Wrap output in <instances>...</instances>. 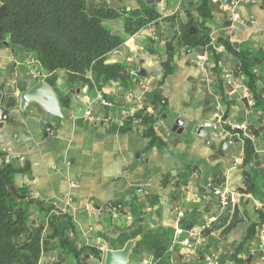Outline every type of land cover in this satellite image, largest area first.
Wrapping results in <instances>:
<instances>
[{
  "label": "crops",
  "instance_id": "0c3cea01",
  "mask_svg": "<svg viewBox=\"0 0 264 264\" xmlns=\"http://www.w3.org/2000/svg\"><path fill=\"white\" fill-rule=\"evenodd\" d=\"M89 1L93 6L106 2L111 10L128 11L144 4H155L161 17L129 36L107 60L123 64L125 76L140 68L142 79L132 75L125 81L128 88L116 81L98 90L89 88L80 80L69 81L67 75L61 74L55 85L49 84L58 96L62 116H51L46 120L44 111L28 109L23 113L15 109L12 119L6 121L0 131L2 163L6 152L14 159L16 168L28 167V172L15 173V188L29 192L33 198L70 217L74 226L72 243L78 248H95L101 255L85 252L81 258L83 264H105L106 252L111 249L108 235L115 236L130 226L138 205L142 206L145 225L150 222L152 226L173 230L179 225L176 221L179 208L185 210L180 223L184 227L201 223L204 218L216 214L218 204L216 200L211 203L213 194L209 182L212 174L220 171L241 194L239 204L247 220L231 231L224 241L213 248L207 247L208 238L218 232L216 224L227 212L232 213L233 206L227 209L205 235L201 249L224 251L240 245L250 223L256 222L257 228L264 227L261 216L264 208L259 206L264 204V115L260 110L253 111L254 100L249 89L247 95L250 101L253 100L251 109L244 104L247 86L241 72L244 54L262 56V62L253 68V72L264 100V0L240 3L235 22L229 19L223 0L210 1L213 17L208 25L212 33L215 37L229 38L235 49L221 52L218 67L211 53H207L208 48L177 46L175 40L172 43L173 36L179 34L187 23L201 21L195 0ZM105 23L117 33L123 31L122 19ZM6 40L9 44L0 47V89L4 86L6 90H13L18 86L22 91L25 81H30L29 76L36 72L39 74L36 80H46L48 74L33 63L32 54L27 55L20 47H15L12 52L10 40ZM205 53L211 71L210 84L202 77L197 64ZM170 58L172 60L168 62ZM236 68L238 79H235ZM227 72H232L237 85L227 84L224 78ZM140 80L151 81L152 90L157 89L162 97L156 101V108L150 105L154 114L157 110L159 113L149 122L142 120L138 125L125 123L124 126L113 122L107 127L81 118L90 106L101 113L112 112L97 105L98 91L118 105L124 102L127 89L139 92L137 82ZM66 97L68 102L64 101ZM116 109L113 114L118 115ZM227 110V118L243 124L244 134L256 147L259 159L249 168L259 173L257 181L263 188L258 196L242 189L245 188L244 159H240L244 153L242 145L230 143V147L223 149L221 143L225 139L221 126L213 128L210 125ZM250 126L254 130L249 133ZM151 127L156 136L154 139L149 132ZM20 157L25 158L24 165L17 161ZM238 159L239 164L234 166ZM138 188L143 191L139 193ZM114 203L131 206L132 219L129 220L124 212L114 213ZM32 210L34 222L42 218L36 206ZM258 234L245 244V248L255 249L252 258L256 264H263L264 250L260 248ZM61 251L56 252L61 256ZM166 255L172 264H206L202 256L188 259L181 244L173 249L170 247ZM139 263L130 255L127 264ZM62 264L78 262L70 255Z\"/></svg>",
  "mask_w": 264,
  "mask_h": 264
},
{
  "label": "trees",
  "instance_id": "16d2710c",
  "mask_svg": "<svg viewBox=\"0 0 264 264\" xmlns=\"http://www.w3.org/2000/svg\"><path fill=\"white\" fill-rule=\"evenodd\" d=\"M210 1L195 0L194 4L201 21L192 20L187 23L179 34L173 36L172 43L175 40L177 46L208 48L218 67L222 53L217 52L215 46L222 45L224 51L235 49L227 37H216L215 45L210 44L212 28L208 23L213 17ZM2 2L7 5L9 11L1 19L0 47L3 46L4 40L9 39L14 47H20L26 53L32 54L33 59L48 74L46 80L52 85L56 84L61 74H65L69 81L80 80L88 84L89 88L96 87L98 90L116 81L126 88L129 87L125 81L132 75L125 76L123 64L109 63L108 57L111 52L119 49L129 36L138 33L161 17L154 3L128 11L111 10L109 5L103 2L99 6L94 5V11L90 13L89 0H2ZM117 19H122L121 33H114L105 23ZM171 60L168 59V62ZM261 62L262 56L244 54L241 72L245 85L252 94L253 108L260 110L264 115V100L257 88L253 72V68ZM161 98L157 89L148 92L144 97L145 108L150 105L156 108L155 103L158 99L162 100ZM64 101L68 102V98L66 97ZM123 103V101L118 103L119 107L116 109L118 114ZM157 111L159 113V110ZM154 113L145 114V111H140L138 115L145 122H149L153 115H157ZM228 115L227 110L225 117ZM127 123L131 122L127 120ZM152 129L151 127L149 132L154 139L156 136ZM240 141L244 151L242 171L245 188L242 189L251 192L253 196H258L263 188L257 181L259 173L249 168V165L256 161V147L247 136H242ZM16 172H28V167L24 165L22 168H16L14 164H6L4 161L0 165V264H62L70 255L78 264H83L81 258L85 252H92L100 257V252H96L95 248H78L72 243L74 226L67 214L33 198L27 191L21 192L16 188L15 191L12 190ZM225 178L220 171H216L211 176V185L222 186ZM33 206L38 208L42 216L41 219H36V222L33 217ZM133 216L130 226L115 236L108 235L109 248L120 249L128 240L141 236L131 254L132 259L141 261L151 257L153 264H172L166 253L170 249L174 230L152 226L150 222L145 225L146 218L142 206L138 205L134 209ZM230 216V212H227L221 218L216 224L217 231L228 223ZM261 216L264 220V213H261ZM256 228V222L250 223L242 243L236 247L225 248L221 252V264L227 262L254 264L252 256L249 260L248 257L243 258L242 253L246 251L245 244L255 239ZM58 250H62L61 256L56 252Z\"/></svg>",
  "mask_w": 264,
  "mask_h": 264
},
{
  "label": "built area",
  "instance_id": "2783aa9c",
  "mask_svg": "<svg viewBox=\"0 0 264 264\" xmlns=\"http://www.w3.org/2000/svg\"><path fill=\"white\" fill-rule=\"evenodd\" d=\"M243 1H251V0H223V4L226 6V9L229 11V19L233 22L237 20V8L240 3ZM216 37L214 36V32H211V42L210 44L215 45ZM217 52L224 51L222 45L215 46ZM118 50V49H117ZM207 53L210 55V51L206 50ZM205 53L201 55L197 64L200 68V72L202 77L210 84L211 80V71L208 65V54ZM41 72V70H40ZM34 76H38L39 74L32 73ZM41 74V73H40ZM226 82L228 85H237L235 82L234 76L232 72H227L224 75ZM142 79V78H141ZM137 88L139 92L136 90H127L124 93V106L120 107V112L118 115L113 114V109L119 107L115 101L109 100L103 92L98 91L97 93V105L102 107L103 109H109L112 112L101 113L100 111H96L94 106L87 107L81 118L85 121H90L91 123L100 124L103 126L109 127L113 122H117L119 125L124 126L126 121L129 120L132 125H138L142 122V118L138 115L140 111H145L148 114L152 113V107L145 108L144 97L145 95L152 91L153 84L149 80H140L137 82ZM246 95L248 93V88L245 87ZM248 97V95H247ZM249 98V97H248ZM162 101L161 103H163ZM252 106L253 100L250 101ZM125 105L128 108H125ZM221 109V106L218 105ZM75 117V116H73ZM213 128L220 127L224 133V139L227 142L234 144L237 139L242 140V136H246L244 134L245 126L241 123L232 122L229 118L224 116L219 117L216 121L210 124ZM3 161L6 164H14V159L6 152L3 153ZM240 159H244V153L240 157ZM17 161L24 165L25 162L24 157H20ZM239 164V159L235 161L234 166ZM209 187L211 188L213 196L217 198L218 210L216 214L211 215L209 217L204 218L203 222L194 224L188 227H184L180 225L185 217V210L179 208L177 210L176 221L179 225L176 226L174 229L173 240L171 243V248L173 249L177 244H181L186 249V257L191 259L194 256H202L203 260L206 264H221V252L220 250H213V251H204L201 249L202 244L205 243L206 237L205 235L207 232L214 226L216 222L220 220V218L224 215L227 209L231 208L236 202H239L241 194L232 186L229 178H225V183L222 186H215L211 185L209 182ZM143 190L138 188V192L141 193ZM215 201L212 199L211 203ZM90 206L93 207V203H90ZM264 208V204H260ZM114 213L124 212L128 216V219L131 220V213L132 207L124 205L122 203H114L113 205ZM264 226V224H263ZM258 234V241L261 245L262 251L264 250V227L257 228ZM207 248V247H206ZM255 249L246 248V251L242 253L243 258H249L250 256L255 254ZM139 264H153V262L149 258H144L140 261Z\"/></svg>",
  "mask_w": 264,
  "mask_h": 264
},
{
  "label": "water",
  "instance_id": "95a60500",
  "mask_svg": "<svg viewBox=\"0 0 264 264\" xmlns=\"http://www.w3.org/2000/svg\"><path fill=\"white\" fill-rule=\"evenodd\" d=\"M154 1V0H152ZM93 2L89 1L88 3V11L93 13ZM9 11V8L6 4L0 0V28H1V19L4 17ZM117 33L116 31H113ZM4 45H8L9 42L4 40ZM237 45V42L234 43ZM27 55L31 56L30 53ZM239 71L238 68L235 69V76H238ZM129 75H134L139 78H142L141 69L139 68L136 71H132ZM30 81H25V89L19 90L18 86L13 90H6L3 86L0 89V131L5 126V122L12 119V112L15 109L21 110L23 113H27L28 109L31 111H44L46 120H48L51 116H62V110L59 104L58 96L53 89V87L46 82L44 78L37 79L34 78L33 74L29 76ZM32 80V82H31ZM244 104L251 109V104L249 102V98L245 97L243 99ZM256 112V109H253ZM177 126L174 127V130ZM254 130L251 126L249 127V133ZM237 145L241 146L242 142L237 139ZM230 143L223 140L221 143V147L226 149L230 147ZM263 146H260L262 149ZM255 159H259L258 153L255 154ZM2 164V158H0V165ZM264 171V168L263 170ZM29 178V176H27ZM12 190L15 191V186L12 187ZM247 218L243 213L239 202H236L233 205V210L230 216L228 223L222 227L216 235H212L207 240V247H214L224 241L229 233L233 231L237 225L244 224ZM140 240V237H135L126 242V244L120 249H109L106 252V260L105 264H127L130 259V255L133 252V249ZM251 260V256L249 257Z\"/></svg>",
  "mask_w": 264,
  "mask_h": 264
},
{
  "label": "rangeland",
  "instance_id": "374dc122",
  "mask_svg": "<svg viewBox=\"0 0 264 264\" xmlns=\"http://www.w3.org/2000/svg\"><path fill=\"white\" fill-rule=\"evenodd\" d=\"M3 42H4V41H3ZM33 63L38 64V62H37L35 59H34ZM38 65H39V64H38ZM211 196H212V198L214 199V201L216 200V202H217V198H216V196H213V195H211ZM239 226H242V224L237 225V227H239ZM237 227H236V228H237ZM236 228H235V229H236ZM235 229H234V230H235ZM219 250H220V249H219ZM220 251H221V250H220ZM252 256H253V255H252ZM253 262H254V264H256L255 261H254V257H253ZM230 264H235V263L231 262ZM259 264H260V262H259Z\"/></svg>",
  "mask_w": 264,
  "mask_h": 264
},
{
  "label": "flooded vegetation",
  "instance_id": "af4514ba",
  "mask_svg": "<svg viewBox=\"0 0 264 264\" xmlns=\"http://www.w3.org/2000/svg\"><path fill=\"white\" fill-rule=\"evenodd\" d=\"M12 45V44H11ZM12 52H15V47L12 45ZM34 76V75H33ZM36 76H34L35 78Z\"/></svg>",
  "mask_w": 264,
  "mask_h": 264
}]
</instances>
